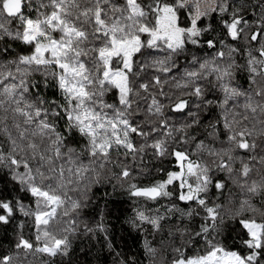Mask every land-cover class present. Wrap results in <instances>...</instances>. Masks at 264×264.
<instances>
[{
	"label": "snow or ice",
	"instance_id": "1",
	"mask_svg": "<svg viewBox=\"0 0 264 264\" xmlns=\"http://www.w3.org/2000/svg\"><path fill=\"white\" fill-rule=\"evenodd\" d=\"M105 254L264 264V0H0V264Z\"/></svg>",
	"mask_w": 264,
	"mask_h": 264
},
{
	"label": "trees",
	"instance_id": "2",
	"mask_svg": "<svg viewBox=\"0 0 264 264\" xmlns=\"http://www.w3.org/2000/svg\"><path fill=\"white\" fill-rule=\"evenodd\" d=\"M124 238L127 240V247L134 251L136 246L133 244L132 240L127 236L126 232ZM97 247L99 246L97 245ZM99 259L102 261V264H110L111 261V257L107 256L106 254L100 255Z\"/></svg>",
	"mask_w": 264,
	"mask_h": 264
}]
</instances>
